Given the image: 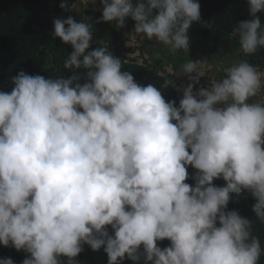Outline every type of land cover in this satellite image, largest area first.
Masks as SVG:
<instances>
[{
	"label": "clouds",
	"instance_id": "1",
	"mask_svg": "<svg viewBox=\"0 0 264 264\" xmlns=\"http://www.w3.org/2000/svg\"><path fill=\"white\" fill-rule=\"evenodd\" d=\"M247 5L250 18L232 34L250 56L264 48V0ZM100 6V21L119 30L130 17L136 34L174 53L189 51V29L201 21L198 0ZM94 31L73 15L56 17L50 35L71 46L72 75L22 70L0 91V245L30 254L21 264H79L84 245L103 249L107 264H261L253 220L228 205L250 195L264 224V71L242 59L194 91L206 65L190 59L177 105L93 47ZM164 240L170 245L159 247Z\"/></svg>",
	"mask_w": 264,
	"mask_h": 264
},
{
	"label": "trees",
	"instance_id": "2",
	"mask_svg": "<svg viewBox=\"0 0 264 264\" xmlns=\"http://www.w3.org/2000/svg\"><path fill=\"white\" fill-rule=\"evenodd\" d=\"M96 1L100 6V0ZM40 2L41 0H0V91H10L12 87L11 78L22 70L30 75H42L54 79L72 75L75 70H68L64 67L71 46L62 44L50 33L53 20L56 17L63 18L67 15H73L77 20H84L89 23L97 21V24L93 25L95 29L92 40L93 47L108 48L113 55L121 59L122 70L131 72L136 82L142 85L149 83L155 85L166 100H175L178 105L182 91L177 89H183L185 86L180 85L176 73L183 72V65L193 56L194 59L192 60H196L197 56L206 57L205 49L222 55L227 52L241 51L238 37L233 36L232 28L239 21L250 18L247 0H198L201 6V21L193 24L188 33L192 48L179 54L174 53L170 48L164 49L160 51L161 61L160 64H157L156 57L152 55L149 58H144L142 62H138V56L129 58L127 53H132L134 50L126 44L129 37L124 28L129 26L126 23L124 28L117 30L112 24L113 29L108 30L110 24L100 21L102 11L96 10L95 6L83 7L82 15L73 7L70 11H63L59 6L62 0H47L42 5ZM67 2L72 5L73 0H67ZM260 15L261 31L264 32V14ZM132 22L135 23L133 20ZM105 30H108L107 36L111 37L109 41H103L97 35V33H102ZM147 48V44L143 42L140 48L141 56L147 53ZM42 51H46V53L42 54ZM50 54L53 55L52 60L54 62L52 64L49 63ZM235 57L247 60L259 70L264 71V48H259L254 55L247 56L240 52ZM234 62L236 60L232 61V64ZM167 66H171L173 72H169ZM79 72L83 76L84 70L80 69ZM226 75L227 72H221L223 78ZM165 81H170L167 88L164 87ZM82 82L83 80H81ZM194 172V169L188 168L189 179L186 181L187 183L194 184L192 179ZM213 183L222 186L225 182L222 179H217ZM254 203L255 201L250 195L242 194L238 199L234 198V201L229 203L228 208L229 210L235 209L242 216L253 220L252 234L260 238L261 246L264 247V224L255 218L251 210ZM109 231L111 233L110 228ZM157 243L161 248L170 245L168 240ZM27 255L30 254L23 251L17 252L14 248L0 245V258L11 257L14 264H21ZM76 260L79 261V264H107V254L103 249L94 252L87 245H84V250L76 257ZM123 264H133V262L126 258ZM140 264H143V259H141ZM261 264H264V256L261 257Z\"/></svg>",
	"mask_w": 264,
	"mask_h": 264
},
{
	"label": "rangeland",
	"instance_id": "3",
	"mask_svg": "<svg viewBox=\"0 0 264 264\" xmlns=\"http://www.w3.org/2000/svg\"><path fill=\"white\" fill-rule=\"evenodd\" d=\"M72 4H74V6H73V8L78 12V13H81L82 15H83V7H88V6H90V5H92L91 3H90V0H73V2H72ZM93 6H95V8H96V10H101L102 11V9H101V6H99L98 4H97V1H96V3H95V5H93ZM93 17V16H92ZM89 19V18H88ZM126 23H127V25L129 26V27H125L124 28V31L127 33V35H128V37H129V39H128V41L126 42V44H127V46L128 47H130V48H135L136 50H137V52H136V50H135V54H139L140 53V55L138 56L139 57V61L138 62H142V59H144V56H141V51L140 50H138V49H140L142 46V43L144 42V38L145 37H143L142 35H139V34H136L135 32H134V24L135 23H133L132 22V20H131V18H128L127 20H126ZM101 28H104V26H101ZM144 43H146L147 45H149V43L148 42H144ZM137 45V46H136ZM153 49V48H152ZM155 49L157 50L156 51V54H155V52H154V55H157V54H159L160 53V51H163L162 50V47H155ZM148 51L149 52H151V50L148 48ZM146 54V53H145ZM130 55H134L133 53H131ZM161 55V54H160ZM147 57V56H146ZM204 58H203V60L205 61V56H203ZM160 58V57H159ZM194 58V56L192 57V59ZM210 60H212V63H217V62H219L220 60H218V58H215V57H212V58H210ZM234 60H237V58L236 57H234L233 59H230L229 61H226V63H224V66H222V68L219 70L218 69V71H216L215 70V68L216 67H214L213 66V68L207 73V77H210L209 79H210V81L211 82H208L209 84L210 83H214V82H216V81H218V80H221V79H223V77L221 76V72H226V71H224V68H229L230 66H232V61H234ZM221 62V61H220ZM167 64H169L168 62H166ZM218 64V63H217ZM167 70L168 71H173L172 70V67L171 66H167ZM214 71V72H213ZM180 73V74H179ZM216 75H215V74ZM177 74V73H176ZM212 77V78H211ZM215 78V80H213L214 78ZM177 80H178V82L180 83V85L181 86H186L188 83H189V80H188V78H187V76H185L184 75V73L183 72H178V75H177ZM202 85H203V80H202V78H200V82H199V84H197L196 86H195V91L196 90H198L200 87H202ZM204 87L205 86H207L206 84H204L203 85ZM261 96L262 97H264V94H261Z\"/></svg>",
	"mask_w": 264,
	"mask_h": 264
},
{
	"label": "water",
	"instance_id": "4",
	"mask_svg": "<svg viewBox=\"0 0 264 264\" xmlns=\"http://www.w3.org/2000/svg\"><path fill=\"white\" fill-rule=\"evenodd\" d=\"M46 1L47 0H41L40 4L42 5ZM90 24H92V25L97 24V21H92ZM107 29L108 30H112L113 29L112 24H110ZM108 30L103 31L102 33H97V35H99L102 38L103 41H105V40L109 41L111 39V37L110 36H107L108 35ZM104 36H106V37H104ZM112 43H114V41H112ZM157 44H159V43H157ZM190 48H192V46H190ZM182 51H183V49L179 50L177 53L179 54ZM240 52L241 51H235L233 53L227 52L225 55H222V54H219L217 52L214 53L213 51H208L206 49L204 50V54L206 55V58H205L206 61H209L210 58H212V57L219 58V60H222V61H227L228 59H233L235 56L239 55ZM41 53L42 54H45L46 51H42ZM49 56H50L49 63L52 64L54 62L52 60L53 55L50 54ZM159 56H160V53L156 55L157 64H160V61H161L160 58H159ZM239 60H242V59L241 58H238L236 61H239ZM205 82L206 83L210 82V79H205Z\"/></svg>",
	"mask_w": 264,
	"mask_h": 264
},
{
	"label": "crops",
	"instance_id": "5",
	"mask_svg": "<svg viewBox=\"0 0 264 264\" xmlns=\"http://www.w3.org/2000/svg\"><path fill=\"white\" fill-rule=\"evenodd\" d=\"M136 46H137V45H136ZM152 48H153L152 46L149 47V49L151 50V52L147 51V53L144 54V58H149L150 55L156 57V55H154V52H155V54H156V51H157V50L155 49V47H154L153 49H152ZM132 49H134V50L132 51V53H133L134 55H137V54H135V50H136V49H135V48H132ZM138 50H140V49H138ZM147 50H148V48H147ZM152 50H153L154 52H153ZM136 52H137V50H136ZM139 54H140V53H139ZM139 54H138V55H139ZM146 56H147V57H146ZM195 56H196V55H195ZM159 57H161V55H160ZM203 58H204V57H199V56H197V57H196V60H201V61H203V62L205 63V65H206V67H205V75H204V77H202L203 85H204V84L207 85V86H205V88H206V87H210L211 84H212V83L209 84V83H206V82H205V79H209V78H210V77H207V73L213 68V66L216 67L215 70L217 69L216 71H218L219 68L221 69L222 66H224V63H226V61H222V60H220L221 62L219 61V62H217V63H218V64H217V63H212V60H209V61H206V60H205V61H204ZM193 59H194V58H193ZM218 60H219V59H218ZM220 69H219V70H220ZM224 71H226V68H224ZM213 72H214V71H213ZM179 74H180V73H179ZM214 74H215V73H214ZM177 75H178V73H177ZM215 75H216V74H215ZM211 78H212V77H211ZM213 78H214V77H213ZM214 79H215V78H214ZM214 79H213V80H214ZM203 85H202V87H204ZM258 99H264V97L259 96Z\"/></svg>",
	"mask_w": 264,
	"mask_h": 264
},
{
	"label": "flooded vegetation",
	"instance_id": "6",
	"mask_svg": "<svg viewBox=\"0 0 264 264\" xmlns=\"http://www.w3.org/2000/svg\"><path fill=\"white\" fill-rule=\"evenodd\" d=\"M131 20H132V19H131ZM143 40H144V42L147 41V42L149 43V45H147L148 48H149L150 46H152L153 48L157 46V47H162V50H164V49H169L168 46H165V45H163V44H157L155 41H152V42H151L150 40H148V39H146V38H144ZM142 45H143V43H142ZM142 45H141V46H142ZM214 80H215V79H214ZM210 82H211V81H210Z\"/></svg>",
	"mask_w": 264,
	"mask_h": 264
},
{
	"label": "built area",
	"instance_id": "7",
	"mask_svg": "<svg viewBox=\"0 0 264 264\" xmlns=\"http://www.w3.org/2000/svg\"><path fill=\"white\" fill-rule=\"evenodd\" d=\"M131 53H127V56L129 57V58H133V57H136V56H139V55H130ZM143 60V59H142ZM128 61V60H127ZM169 72H173V71H169Z\"/></svg>",
	"mask_w": 264,
	"mask_h": 264
}]
</instances>
